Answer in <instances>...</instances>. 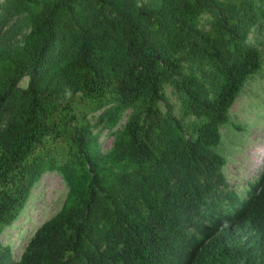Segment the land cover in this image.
Returning <instances> with one entry per match:
<instances>
[{
    "label": "trees",
    "instance_id": "trees-1",
    "mask_svg": "<svg viewBox=\"0 0 264 264\" xmlns=\"http://www.w3.org/2000/svg\"><path fill=\"white\" fill-rule=\"evenodd\" d=\"M263 32L264 0H0V235L67 186L0 264H264V170L239 193L219 147Z\"/></svg>",
    "mask_w": 264,
    "mask_h": 264
},
{
    "label": "rangeland",
    "instance_id": "rangeland-1",
    "mask_svg": "<svg viewBox=\"0 0 264 264\" xmlns=\"http://www.w3.org/2000/svg\"><path fill=\"white\" fill-rule=\"evenodd\" d=\"M260 40L264 52V32ZM27 83L28 78L25 77L21 85L26 86ZM230 114L231 121L221 129L219 147L227 158L224 171L229 184L242 194L249 181L264 170V62L260 72L253 75L243 87L230 108ZM126 117H123L122 123ZM235 124L240 125V129ZM113 140V134L106 130L100 139L102 149H109ZM66 194L67 186L58 172L43 174L18 219L0 235V241L12 246L17 259L37 228L59 211Z\"/></svg>",
    "mask_w": 264,
    "mask_h": 264
}]
</instances>
